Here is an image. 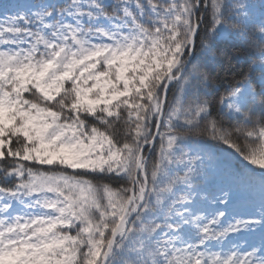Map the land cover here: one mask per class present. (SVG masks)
I'll return each mask as SVG.
<instances>
[{"label":"snow or ice","instance_id":"6c2138e0","mask_svg":"<svg viewBox=\"0 0 264 264\" xmlns=\"http://www.w3.org/2000/svg\"><path fill=\"white\" fill-rule=\"evenodd\" d=\"M0 264H264V0H0Z\"/></svg>","mask_w":264,"mask_h":264},{"label":"trees","instance_id":"16d2710c","mask_svg":"<svg viewBox=\"0 0 264 264\" xmlns=\"http://www.w3.org/2000/svg\"><path fill=\"white\" fill-rule=\"evenodd\" d=\"M2 2L26 3L29 2V0H2ZM54 2L64 3L66 2V0H54ZM109 2H114V0H109ZM244 2L254 5L257 10V13L259 12V6L261 4V0H244ZM161 131H163V129H161ZM203 140H204V144L207 147V151H209L213 157L211 161H205V166L209 170L208 180L213 181V183L209 184L208 180L201 179L199 181V185L202 187H208L212 190H215L218 187L226 185L227 183V174L224 170L225 167L224 162L226 160L230 162L229 166L231 168H236L238 165L244 164V162L239 157H237L234 154V152H232V150L229 149L226 145L211 140L206 134L203 137ZM158 150L159 149H158V141H157L156 152L153 153V156H156L158 154ZM186 151H189L193 156L197 154L196 152H193L191 149H186ZM229 153L232 154L229 155ZM200 154L203 155L204 153H200ZM145 155H148V153H145ZM248 166L256 168V166L253 165H248ZM179 174L183 175V172L181 171ZM235 194L239 197L237 200V205L244 209H248V207L250 206V202L252 200H254L258 204L260 198L258 187H255L254 189L249 191L241 190V192ZM178 195H182V193H178Z\"/></svg>","mask_w":264,"mask_h":264},{"label":"rangeland","instance_id":"374dc122","mask_svg":"<svg viewBox=\"0 0 264 264\" xmlns=\"http://www.w3.org/2000/svg\"><path fill=\"white\" fill-rule=\"evenodd\" d=\"M238 210L241 211V212H244V211H246L247 209H244V208H241L240 206H238Z\"/></svg>","mask_w":264,"mask_h":264}]
</instances>
